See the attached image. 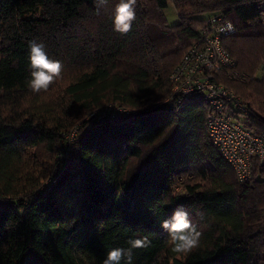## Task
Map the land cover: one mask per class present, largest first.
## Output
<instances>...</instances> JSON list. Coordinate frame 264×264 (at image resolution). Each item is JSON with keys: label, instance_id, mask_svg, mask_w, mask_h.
<instances>
[{"label": "trees", "instance_id": "1", "mask_svg": "<svg viewBox=\"0 0 264 264\" xmlns=\"http://www.w3.org/2000/svg\"><path fill=\"white\" fill-rule=\"evenodd\" d=\"M117 3L97 13L95 0H0V264H102L145 235L132 264H264V161L238 182L208 137V104L163 103L219 14L234 26L221 44L235 64L217 80L264 132V0H137L126 35L114 31ZM33 39L63 63L40 93L27 86ZM108 104L130 111L91 115ZM180 206L202 233L187 254L160 226Z\"/></svg>", "mask_w": 264, "mask_h": 264}, {"label": "built area", "instance_id": "2", "mask_svg": "<svg viewBox=\"0 0 264 264\" xmlns=\"http://www.w3.org/2000/svg\"><path fill=\"white\" fill-rule=\"evenodd\" d=\"M228 22L221 15H212L198 30L197 40L181 56L169 75L171 89L163 103L183 106L186 102L204 101L209 106L205 123L208 137L222 158L233 168L240 183L252 175L253 159L264 161V132L254 133L240 117L246 119L247 105L217 80L222 72L232 69L235 62L223 48L221 39L231 31H220ZM130 110L113 105L96 109L91 115L114 116ZM76 129L66 133V141L72 143ZM61 149L59 157H66Z\"/></svg>", "mask_w": 264, "mask_h": 264}, {"label": "clouds", "instance_id": "3", "mask_svg": "<svg viewBox=\"0 0 264 264\" xmlns=\"http://www.w3.org/2000/svg\"><path fill=\"white\" fill-rule=\"evenodd\" d=\"M108 0H95L97 13L106 6ZM137 0H118L113 14L114 31L126 35L132 30L136 20ZM234 30L233 24L228 21L220 31ZM29 69L30 79L27 86L34 93L47 91L57 79L62 76L63 63L49 57L42 42L35 39L29 41ZM161 228L168 232L172 251L177 254H187L197 248L200 243L201 231L198 225L189 218V212L183 207H177L172 215L161 222ZM129 247H117L107 252L102 264H132L133 250L146 248L151 244L148 236L130 239Z\"/></svg>", "mask_w": 264, "mask_h": 264}, {"label": "rangeland", "instance_id": "4", "mask_svg": "<svg viewBox=\"0 0 264 264\" xmlns=\"http://www.w3.org/2000/svg\"><path fill=\"white\" fill-rule=\"evenodd\" d=\"M164 15H165V18H166L168 25H173V24H176L178 22L177 14H176V12H175V10L171 4H168V6L165 8ZM261 75H264V63L262 64V68L259 70V73L257 76H261ZM242 101L246 103V101H244V100H242ZM240 120L242 122L246 123V121H244V120H246L245 118L240 117ZM246 124H248V123H246Z\"/></svg>", "mask_w": 264, "mask_h": 264}]
</instances>
